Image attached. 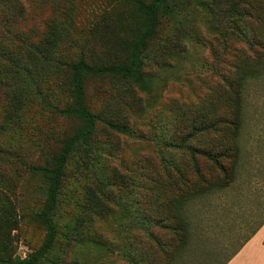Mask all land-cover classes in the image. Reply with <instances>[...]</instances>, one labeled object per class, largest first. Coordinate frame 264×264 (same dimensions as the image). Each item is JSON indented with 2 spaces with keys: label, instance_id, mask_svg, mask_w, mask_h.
<instances>
[{
  "label": "rangeland",
  "instance_id": "obj_1",
  "mask_svg": "<svg viewBox=\"0 0 264 264\" xmlns=\"http://www.w3.org/2000/svg\"><path fill=\"white\" fill-rule=\"evenodd\" d=\"M22 1L27 17L18 28L24 32L34 31L37 38L46 30L48 21L56 13L55 2H59ZM250 1H261L264 7V0ZM77 2L80 9L72 28V40L62 47L66 60L71 61L79 59L83 50L86 58L92 53L101 54L102 43L95 37L101 29L96 15L110 6V0ZM115 8L113 3V15ZM218 11L215 9L214 13L208 14L192 3L181 8L177 18L184 21L164 20L158 42L167 41L174 47L166 51L165 46H160L152 52V56L159 61H151L146 71L154 76L156 84L150 93L137 92L141 106L124 94L123 87L124 99L116 100V86L110 80L92 79L87 83L90 108L102 117L106 115L113 119L114 103L118 107L114 119L127 121L129 126L134 127L135 135L113 133L104 129V124L100 122L97 139L106 145L105 158H91L88 165H81L82 162L76 159L70 162L56 213V222L61 230H66V226L85 215L91 189L104 190L103 198L109 209L103 215L91 213L92 229L99 237L98 242L76 243L60 236L54 251L48 256L50 262L131 264L123 257L126 249L120 250L129 242L136 247L134 253L156 251L154 240L140 224V209L143 206L136 204V200H142L144 190L138 184L140 181V184H148V177L154 173L166 180L164 160L170 154L180 157L185 151L183 147L175 152L167 148L161 140V128L170 119L174 106L196 105L209 91L226 84L236 57H255L263 51L261 43L264 35H261L264 31L261 27L264 23L260 19H247L248 24L239 23L243 29L256 28L252 38L254 43L250 44L238 36L225 40L219 32L231 28L234 22L232 17L224 13L221 15ZM177 27H183L185 32L177 36ZM41 74L37 77L41 96L34 95V103L25 113L21 131L10 133L4 141H0L3 147L16 152L10 165L0 166V252L20 258L39 248L45 237L44 229L34 219L44 202L43 185L26 164L38 163L46 154L54 152L60 139L72 126L44 104V97L59 107L69 100L66 78L42 71ZM13 88L0 85L1 115L7 104L5 92ZM245 103L239 177L225 192L205 197L192 205L189 216L193 239L176 264L226 263L264 219V76L249 82ZM11 136H14L13 140L8 139ZM114 168L124 173L127 178L124 183L113 185L109 182L108 176L112 175ZM104 178L107 180L102 185ZM153 233L162 238L173 234L171 230L165 232L157 228L153 229ZM263 246L264 230L255 235L229 264H264Z\"/></svg>",
  "mask_w": 264,
  "mask_h": 264
},
{
  "label": "trees",
  "instance_id": "obj_2",
  "mask_svg": "<svg viewBox=\"0 0 264 264\" xmlns=\"http://www.w3.org/2000/svg\"><path fill=\"white\" fill-rule=\"evenodd\" d=\"M57 1L56 13L48 21L46 30L36 38L34 31L24 32L18 28L27 17L24 2L0 0V85L4 88L14 87L5 92L7 104L2 115L0 113V141H4L10 133L12 135L21 131L25 113L34 103V95L41 96L37 83V77L42 76L41 71L66 78L69 100L59 107L44 97V104L50 106L53 114L72 124L54 152L46 154L38 163L26 164L27 169L37 175L43 185L44 202L34 216L45 231L42 244L25 258L0 252V264L50 262L48 256L54 251L60 236L76 243L99 241L92 229L91 213L103 215L109 209L103 198L104 190L95 188L89 191L85 215L66 226V230H61L56 222L57 208L68 176L67 169L74 159L81 161V165H88L91 158H105L106 145L97 139L100 122L104 124V129L113 133L134 136L135 131L127 121L114 119L118 110L114 103L113 119L106 115L102 117L90 108L87 93L90 80L112 81L116 86V100L124 99L121 92L123 87L124 94L131 96L133 103L141 106L137 92L150 93L156 84L154 76L146 71L151 61H159L152 56V52L160 46H165L166 51L174 47L167 41L158 42L164 20L184 21L177 18L181 8L192 3L208 14L218 9L221 15L224 13L232 17L234 25L222 32L218 31L225 40L238 36L252 44L256 28L243 29L239 23L248 24L247 19H260L264 23L261 1L110 0V6L96 15L101 29L95 37L102 43L101 54L92 53L86 58L83 50L79 59L71 61L66 60L62 47L72 40V28L80 9L76 2L79 0ZM113 3L116 7L114 15ZM261 29L264 31V24ZM176 30L177 36L185 32L183 27H177ZM261 44L263 51L257 56L236 57L226 84L222 83L209 91L198 104L173 105L170 119L161 128V140L172 152L182 147L185 151L180 157L170 154L164 160L166 180L154 173L148 177L150 183L143 185L140 181L138 184L144 190L142 200H136V204L143 206V209L140 207L142 218L139 223L154 240L156 251L134 253L136 247L129 242L120 250L130 251L124 250L123 257L131 264H176L193 239L189 216L192 205L205 197L225 192L239 177L245 93L251 80L264 76V40ZM106 107L110 110L109 105ZM8 139L13 140L14 136ZM15 155V151L0 143V166L10 165ZM108 178L113 185H120L127 179L116 168ZM106 180H102V185ZM263 226L264 219L224 264H228ZM155 228L165 232L171 230L173 234H168L170 237L166 238L156 237L153 233Z\"/></svg>",
  "mask_w": 264,
  "mask_h": 264
},
{
  "label": "crops",
  "instance_id": "obj_3",
  "mask_svg": "<svg viewBox=\"0 0 264 264\" xmlns=\"http://www.w3.org/2000/svg\"><path fill=\"white\" fill-rule=\"evenodd\" d=\"M262 230H264V226L257 232V234L260 232V231H262ZM256 234V235H257ZM252 240V239H251ZM250 240V241H251ZM250 241L249 242H247V244L246 245H248L249 243H250ZM262 250H264V246L262 247ZM232 263V262H231ZM229 264V263H228ZM232 264H234V262L232 263ZM237 264H240V263H237Z\"/></svg>",
  "mask_w": 264,
  "mask_h": 264
}]
</instances>
